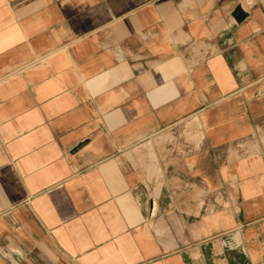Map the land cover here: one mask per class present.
Returning a JSON list of instances; mask_svg holds the SVG:
<instances>
[{"label": "crops", "instance_id": "obj_1", "mask_svg": "<svg viewBox=\"0 0 264 264\" xmlns=\"http://www.w3.org/2000/svg\"><path fill=\"white\" fill-rule=\"evenodd\" d=\"M0 264H264V0H0Z\"/></svg>", "mask_w": 264, "mask_h": 264}, {"label": "rangeland", "instance_id": "obj_2", "mask_svg": "<svg viewBox=\"0 0 264 264\" xmlns=\"http://www.w3.org/2000/svg\"><path fill=\"white\" fill-rule=\"evenodd\" d=\"M195 121H197V120H194L193 122H195ZM187 122V121H186ZM193 122H190V124L188 125H186V129L187 130H185V124L186 123H182L181 125H180V127H179V131H178V134H173L174 136H171V138L173 139V141L176 143V142H179L180 140L179 139H181V138H185V139H188V135H187V133H188V131L189 132H191L192 133V135H193V137H194V139L196 140V141H199L200 139H201V137H202V134L201 133H203V130H202V128H201V126H200V123L198 122H196V124H192ZM189 123V122H188ZM167 137H169L168 135H166V136H164V138L166 139ZM170 138V139H171ZM179 140V141H178ZM164 141V140H163ZM172 141V140H171ZM183 147V146H182ZM147 150H148V152H149V154L151 155V157H155L156 155H155V153H154V151L152 150V145H147ZM165 149H162V152L164 151Z\"/></svg>", "mask_w": 264, "mask_h": 264}, {"label": "bare ground", "instance_id": "obj_3", "mask_svg": "<svg viewBox=\"0 0 264 264\" xmlns=\"http://www.w3.org/2000/svg\"><path fill=\"white\" fill-rule=\"evenodd\" d=\"M196 122H197V121L193 122L192 124L194 125V124H196ZM197 123H198V122H197ZM187 124L189 125V124H190V122H189V123H187ZM201 134H203V133H201Z\"/></svg>", "mask_w": 264, "mask_h": 264}]
</instances>
